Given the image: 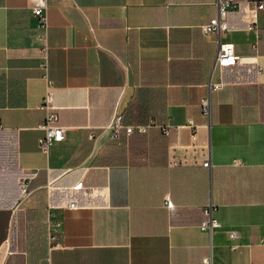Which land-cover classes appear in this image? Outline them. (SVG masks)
Masks as SVG:
<instances>
[{
  "label": "crops",
  "instance_id": "obj_1",
  "mask_svg": "<svg viewBox=\"0 0 264 264\" xmlns=\"http://www.w3.org/2000/svg\"><path fill=\"white\" fill-rule=\"evenodd\" d=\"M247 12L229 11L221 35L246 61L210 75L217 36L200 26L215 0H46L45 29L26 0H0V264H264V9L255 29ZM44 46L63 131L45 152ZM116 113L153 124L112 141L101 130Z\"/></svg>",
  "mask_w": 264,
  "mask_h": 264
},
{
  "label": "built area",
  "instance_id": "obj_2",
  "mask_svg": "<svg viewBox=\"0 0 264 264\" xmlns=\"http://www.w3.org/2000/svg\"><path fill=\"white\" fill-rule=\"evenodd\" d=\"M27 9L29 14L36 20L38 26L42 29L46 28V0H26ZM216 14L208 19L206 23L200 26L203 34H215L217 36V46L214 55V60L211 68V73L216 70L218 74L222 70L227 69L235 65L236 63H243L246 61L245 57H239L234 52V47L231 42L221 39V35L228 29L227 14L232 10H240L242 7L247 8L248 17V29L256 28V14L259 10L264 9V0H215ZM41 51V62L40 68L42 69V77L46 81V91L40 101V108L46 110L43 119L38 123L37 127L42 131V135L37 138V144L39 148L45 152L52 144L60 142L63 139L62 127L55 124L56 115L50 111L51 94L48 90L49 81L46 77L47 69V48L44 46L40 49ZM250 61V60H249ZM261 71L260 67H256V72ZM220 88L219 78L216 81L208 83V93L203 95L200 100V111L204 116L209 114V92L215 91ZM153 124L152 120H148L146 123H126L123 121L121 113H116L111 122L101 131L107 132L109 140L119 141L121 135L127 137L133 133L143 134ZM93 133L89 134V138H93ZM202 166L208 167V160L202 162ZM80 184H75L72 188L75 190L79 188ZM28 183L22 178L19 180V191L20 196L25 197L28 193ZM165 201L167 199L165 198ZM77 201L75 196L71 195L68 198V208H76ZM54 208L50 205L46 208L45 216V241L48 249L55 248L60 245L59 235L61 232V219L56 215L53 210ZM213 207L208 205L202 209V220L199 224V229L211 234V232L220 226L218 220L212 215ZM228 237L231 239L236 238V232L233 230L228 231ZM237 244H232L231 248L234 249ZM205 264H212L210 257L206 256L203 258Z\"/></svg>",
  "mask_w": 264,
  "mask_h": 264
}]
</instances>
